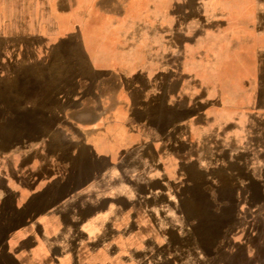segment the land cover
Returning <instances> with one entry per match:
<instances>
[{"label": "rangeland", "instance_id": "rangeland-1", "mask_svg": "<svg viewBox=\"0 0 264 264\" xmlns=\"http://www.w3.org/2000/svg\"><path fill=\"white\" fill-rule=\"evenodd\" d=\"M65 1L0 0V170L143 146L77 195L120 209L51 210L59 264H264V0Z\"/></svg>", "mask_w": 264, "mask_h": 264}, {"label": "crops", "instance_id": "crops-1", "mask_svg": "<svg viewBox=\"0 0 264 264\" xmlns=\"http://www.w3.org/2000/svg\"><path fill=\"white\" fill-rule=\"evenodd\" d=\"M64 1L57 0L55 5H61ZM98 110L96 108L95 113L91 112L99 117ZM93 113L90 114L91 117H94ZM96 124L97 122H90L89 126L85 127V131L83 126L76 127L82 133H88L87 131H95ZM72 144L68 148L70 153L65 147L64 154H58L56 165L53 164L51 156H47L45 152L47 157L43 159L44 166H38L43 160L20 157L19 163L27 160L26 169L23 170L19 166L18 169H11L12 172L3 168L0 170V245L13 247L12 252L8 254L16 259L17 264H29L34 248L39 246L46 250L47 264L61 263V248L57 245L50 246V224L52 221H58V214H55L56 218H51V210L67 209L69 198L74 197L77 199L75 204L80 205L79 208L72 209H120L116 206L114 198L102 197L83 206L82 197L77 195L92 188L103 177L99 172L100 165L104 166V169L108 168L113 165L119 152L126 154L132 149L143 146L142 143H137L127 148L128 143L110 142L103 149L102 142L82 141ZM45 148L46 143L37 147L38 151H45ZM31 149L34 150V147L29 148ZM99 149L106 151V154L99 152ZM26 153L21 156L29 155V152ZM11 162L14 165V161ZM57 170L58 173L55 172ZM152 186L150 191L143 190L142 195L146 198L151 192L155 193L159 190L160 198L163 199L165 193L162 183L156 180ZM121 198L124 203L123 209H128L130 203L133 204L130 200Z\"/></svg>", "mask_w": 264, "mask_h": 264}]
</instances>
